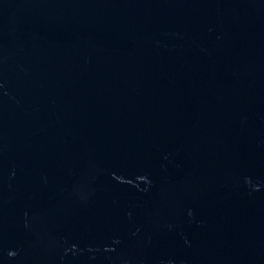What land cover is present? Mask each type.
<instances>
[{"label":"water","instance_id":"1","mask_svg":"<svg viewBox=\"0 0 264 264\" xmlns=\"http://www.w3.org/2000/svg\"><path fill=\"white\" fill-rule=\"evenodd\" d=\"M0 264H264V0H0Z\"/></svg>","mask_w":264,"mask_h":264}]
</instances>
